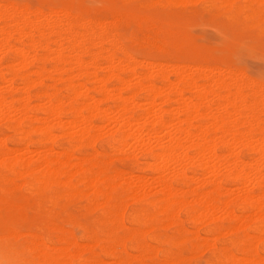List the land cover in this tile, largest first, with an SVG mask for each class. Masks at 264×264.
<instances>
[{"label":"bare ground","instance_id":"1","mask_svg":"<svg viewBox=\"0 0 264 264\" xmlns=\"http://www.w3.org/2000/svg\"><path fill=\"white\" fill-rule=\"evenodd\" d=\"M133 1L198 0L0 2V264H264V79ZM205 1L264 35V0Z\"/></svg>","mask_w":264,"mask_h":264},{"label":"rangeland","instance_id":"2","mask_svg":"<svg viewBox=\"0 0 264 264\" xmlns=\"http://www.w3.org/2000/svg\"><path fill=\"white\" fill-rule=\"evenodd\" d=\"M152 1L154 0H146L147 3ZM189 1L191 2V0ZM192 1L195 2L197 0ZM0 2L5 4L13 3L25 5L31 8L39 6L47 8L49 6V0H0ZM198 2L199 0L197 1V4H194L193 2V4H188L186 1L184 4L176 7L164 6L162 3H153L154 5L152 4L149 7L145 6L143 8L139 6V2L133 1L130 5L126 6L131 9H134L132 7L136 6L142 15L156 19L160 22L158 24L163 28L171 27L174 30L187 34L199 49L212 52L216 57L225 60L227 59L230 61L229 63L231 65L244 70V72L250 77L254 79H264V35L257 36L255 30H251L246 26H244V28L241 24H231L224 14L219 13L215 9L208 8L205 5V0H200V2ZM185 4H187L186 7ZM81 5L85 10L89 8L92 15L95 14V16L100 17L109 16L110 11L104 7L103 0H83ZM159 5H162L163 7H159ZM144 32H146L145 28L140 29L135 21H131L129 24H125L122 27V33L124 34L126 41L133 34L137 37L138 42H140L141 37L143 38L145 34ZM11 56L12 55H9L7 58L8 61L11 60ZM102 145L103 142H98L96 144L98 151H101L100 149ZM9 146L13 147L10 144ZM115 164L123 168L132 167L129 162L121 163L120 161H116ZM134 172L137 175H141L137 169ZM32 202L35 201L33 200ZM83 203L84 201L80 200L69 204L67 212L77 216L81 221L89 223L98 212L96 211L95 213L86 214L83 210ZM18 204L24 206V208L26 207L24 202H18ZM43 205L44 212L48 211V205ZM59 210L62 211L61 209ZM62 213V218H64L65 212L63 211ZM24 214L25 215L11 223L15 230L28 235L29 232L34 230V220L37 217H40V215L36 214L33 210L27 211ZM60 223L64 224L61 220ZM67 226L71 228L77 236L81 235V230L77 226H74L73 224ZM209 257V252H203L201 255L199 254L198 257L193 259L192 264H195L196 262L198 264H205V261L209 259Z\"/></svg>","mask_w":264,"mask_h":264}]
</instances>
